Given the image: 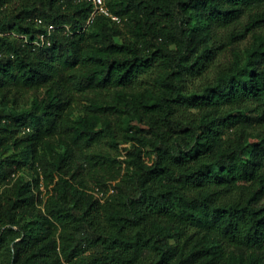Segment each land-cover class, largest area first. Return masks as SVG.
I'll return each instance as SVG.
<instances>
[{
    "label": "trees",
    "instance_id": "trees-1",
    "mask_svg": "<svg viewBox=\"0 0 264 264\" xmlns=\"http://www.w3.org/2000/svg\"><path fill=\"white\" fill-rule=\"evenodd\" d=\"M105 2L0 0V264H264V0Z\"/></svg>",
    "mask_w": 264,
    "mask_h": 264
},
{
    "label": "rangeland",
    "instance_id": "rangeland-1",
    "mask_svg": "<svg viewBox=\"0 0 264 264\" xmlns=\"http://www.w3.org/2000/svg\"><path fill=\"white\" fill-rule=\"evenodd\" d=\"M247 20V17H245L243 19V22H245ZM256 30L258 33H261L264 35V26L259 27V26H255V27H251L246 31V37L244 39H242L239 42V45L236 47V49L238 50H243L252 42L253 40V31ZM232 56V53H230V51H227L225 54L220 55L219 56V60L220 61H224L227 60L228 58H230ZM26 106V105H24ZM23 106V107H24ZM28 106V105H27ZM124 146H126V144L122 143L120 144V148H123ZM100 149L105 150V151H109L112 154L116 153V149L114 148V146L111 144V140L110 137H107L103 140L102 144L100 145ZM120 158H124V156H120ZM44 193H46V189L43 188Z\"/></svg>",
    "mask_w": 264,
    "mask_h": 264
},
{
    "label": "built area",
    "instance_id": "built-area-1",
    "mask_svg": "<svg viewBox=\"0 0 264 264\" xmlns=\"http://www.w3.org/2000/svg\"><path fill=\"white\" fill-rule=\"evenodd\" d=\"M92 1H93V4H94V10H93L91 16L89 17V19H88V21H87L88 23H90V22L93 20L94 16H95L97 13L105 14V15L111 17L113 20H115V21H117V22H120V21H121V19H120L119 16L114 15L113 13H111V11L109 10V8H108L107 5H106L105 0H92ZM51 29H52V26H49V28H48V32H50ZM46 38H47V35H45L44 33L41 34V39H46ZM35 43L38 44L39 41H36ZM48 43H49V41H48ZM110 192H113V189H111V190L109 191V193H110ZM96 193H97V195H99V196H104V192L101 191V190H98Z\"/></svg>",
    "mask_w": 264,
    "mask_h": 264
}]
</instances>
